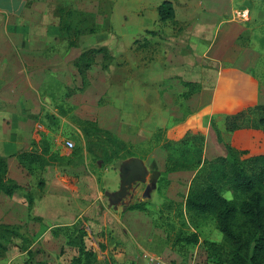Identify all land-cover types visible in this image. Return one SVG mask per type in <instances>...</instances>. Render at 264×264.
<instances>
[{"label": "rangeland", "instance_id": "rangeland-1", "mask_svg": "<svg viewBox=\"0 0 264 264\" xmlns=\"http://www.w3.org/2000/svg\"><path fill=\"white\" fill-rule=\"evenodd\" d=\"M61 1L72 13L92 12L95 32L79 30V22L69 32L63 31L65 25L60 31L55 10L49 12L41 4L35 8L36 4L27 1L29 19L25 24L21 19L19 28L27 29L24 40L31 41L30 51L7 53L0 45V76L6 77L3 70L13 74L23 69L37 89L30 93L34 105L30 112L17 119L0 118V134L12 132L13 120H17V150L29 148L42 129L51 148L68 156L61 165L27 173L26 192H17L20 199L0 203V264H71L78 253L66 244L61 230L52 234L57 226L51 225L55 215L46 212L43 219L35 201L28 204L27 194L34 199L42 195L39 181L55 174L73 185L80 172L87 177L76 191L81 196L85 192L89 199L82 200L86 208L77 221L84 226L85 247L94 252L95 264H147L143 253L165 264H216L203 245L204 240L222 239L214 219L194 217L184 207L195 171L164 172L161 144L190 130L204 135L206 160L226 155V145L249 155L264 151L261 130L225 131L222 112L207 115L208 125L204 117L189 116L208 100L209 93L192 90L183 79L213 82L218 68L215 60L239 64L248 51L252 64L247 72L264 86V0H171L175 18L167 21L157 14L162 0ZM11 13L0 10L1 31L16 25ZM77 20L66 17L64 24ZM205 24H212L213 29L207 32ZM46 32L55 35L47 47ZM99 47L105 50L94 54L89 67L79 73L76 57ZM7 64L10 68H5ZM19 82L7 83L0 91V111L19 112L15 105L25 100L26 91L20 94ZM193 83L200 87L199 82ZM256 104L264 103L250 105ZM83 120L131 143L136 156L106 165L91 158L80 129ZM66 140L72 141V147ZM77 147L78 153L69 156ZM2 152L0 140V155ZM134 159L141 161V171L123 168L124 160ZM223 195L231 197L229 192ZM135 202H144L145 210H128ZM192 234L198 238L195 244L184 240Z\"/></svg>", "mask_w": 264, "mask_h": 264}, {"label": "trees", "instance_id": "trees-1", "mask_svg": "<svg viewBox=\"0 0 264 264\" xmlns=\"http://www.w3.org/2000/svg\"><path fill=\"white\" fill-rule=\"evenodd\" d=\"M70 10L63 7L57 9L60 31L65 25L63 31L69 32L79 22V30L95 32L96 24L91 19L92 12L72 13ZM157 14L161 21L173 20L175 10L172 1L162 0L157 6ZM66 17L78 20L64 24ZM104 50L99 47L82 51L74 61L79 73H82L83 68L89 67L94 54ZM185 84L192 90L200 88L197 83L190 81H185ZM223 128L229 132L241 129L264 132V104L247 105L235 113L226 114L223 117ZM80 129L87 153L91 158L100 159L105 165L118 159L136 156L131 143L122 140L110 130L97 126L91 120L81 121ZM38 135V139L31 140L28 149L13 154L19 165L29 174L42 172L48 165H61L68 157L65 153L51 148L45 131L41 129ZM216 135L220 139L218 130ZM161 148L165 152L164 172L195 171L184 207L194 217L211 216L214 219L222 239L220 242L204 240L203 245L215 263L264 264V151L249 155L246 150L226 145V155L206 160L204 135L190 130L179 139H164ZM77 153L78 147L69 156ZM7 171L6 158L0 156V194L12 196L18 190L24 191V187L10 178ZM39 185H44L43 179L39 181ZM224 192H229L231 197L226 198ZM27 196L28 204H31L32 197L28 194ZM133 209L145 210L144 202H135L128 206V210ZM54 228L52 234L56 236L63 232L66 244L74 247L78 253L71 264H95L94 252L85 247L86 233L81 223L76 221L71 225H58ZM184 238L189 243L198 242L195 234ZM35 264L46 263L38 261Z\"/></svg>", "mask_w": 264, "mask_h": 264}, {"label": "crops", "instance_id": "crops-1", "mask_svg": "<svg viewBox=\"0 0 264 264\" xmlns=\"http://www.w3.org/2000/svg\"><path fill=\"white\" fill-rule=\"evenodd\" d=\"M27 1L36 4L35 8H37L38 4L39 6L41 4L43 9H46L49 12L50 11L53 12L55 10L57 14H58L57 11L58 8L60 7L65 8L64 7L65 4H63L61 0H0V10H7L12 12L11 14H13L12 16L13 20L16 21V25L14 27H10V28L4 27V29L2 28V31L0 30V45L2 47V52L9 53V51L15 52L17 50L24 53L30 51L31 49V45H30L31 41L27 40L26 43L24 40L27 35L26 33L27 29L25 27L22 28V26L19 28V22L21 21V19L24 20V24L27 21V19H29L27 14L30 13L25 8V4ZM219 11H222L221 7H219ZM218 13L219 12H217V14ZM57 19L59 25V20H60L59 14L57 15ZM226 22L228 23V21L225 22L221 21L219 23L223 24ZM228 24L233 26L232 23H228ZM205 28H207V32H210V30L213 29V25L205 24ZM207 32L205 33V35L207 34ZM16 36L19 37L18 40ZM46 38L47 40L45 46L47 47L49 46L50 41L53 38H55V35L46 32ZM207 47L208 46H206V48ZM247 55H248V51L245 52V58L243 60H240L239 64H223L221 60L213 59L212 61L215 60V62L218 63L216 64L218 68L215 71L213 82L207 83L206 82L207 80H205V78L191 79V78L183 77L185 81L199 82L200 83V88L198 90L199 92L209 93L208 100L202 103L197 110L195 109L194 111L190 112L189 116L195 113L194 115H196V117H202V118L204 117V119L207 120L206 119L207 115H212L215 113L217 114L220 112H222L224 115L231 114L239 111L240 109H242L247 105L256 103L257 101L259 102L261 101L262 103H264V86H259V81L257 80V78H255L254 76L250 75L247 72L250 64H252L249 63L250 60L247 58ZM6 56L9 57L8 55ZM3 64H5L4 60H3ZM7 67L10 68L9 64H7L5 68ZM19 69L14 71L13 74H11V72L7 73L6 71L3 70V74H6V77L0 76V91L5 89L4 85H9L15 81L20 80L19 91L21 94L24 90H26L24 91L25 94H23L25 100L21 101L20 103L18 102L15 105L16 109H19V112L13 113L10 111H3V112L0 111V118L9 116L11 117V119H15L18 116L26 115L34 107L32 103L33 97L30 95V93H33L32 90H34V92L37 93V89L36 87H34L35 81H32V78L28 74H25V71L23 69L20 70ZM2 78L7 80H3ZM194 79L197 80L193 81ZM1 99L10 100L9 96H2ZM13 121H14L13 127L11 126L10 128L12 132L8 134H0V140L3 147V152L0 156L6 157L8 176L24 187L29 178L26 170L19 165L16 157L13 156V154L25 150V148L17 150V147L19 146V142L17 138L18 131L16 128L17 120H13ZM181 122H184V120H182ZM221 122H222L221 126L223 128V118ZM206 123H207L206 125H208V120L206 121ZM131 162L132 161L124 160V164L122 165L123 168L131 164ZM49 166L52 165H48L45 168H48ZM142 169L143 167L140 161L138 170L141 171ZM53 176L54 177L52 178L47 177L45 179L44 185L42 186L44 192L42 193V195L36 197L35 199L32 197V202L33 200L35 201L34 206L36 207V211L39 212V214L43 217V219L46 216L45 215L46 212L55 215L56 218L54 220V224L51 225L58 226V225L73 224L83 214L84 208H86V206H84L86 203L82 200H86V198L89 199V195L85 194V192L81 196V194L78 193V191H76L77 189L80 188V185L82 186V182H84L85 180L84 178H86L87 176H84L80 172L78 180L73 185L65 184L63 182V179L59 177V174H55ZM62 186L67 188V190L64 189L65 190L64 193L59 189V188L62 189L63 188ZM17 192H15L12 196H6L4 194H0V203L4 199L8 200L9 202L16 199H20ZM115 193L121 195L124 194L123 191H118V192L115 191ZM24 204H25L24 206L27 207L26 203Z\"/></svg>", "mask_w": 264, "mask_h": 264}, {"label": "built area", "instance_id": "built-area-1", "mask_svg": "<svg viewBox=\"0 0 264 264\" xmlns=\"http://www.w3.org/2000/svg\"><path fill=\"white\" fill-rule=\"evenodd\" d=\"M66 144L69 147H72V145H73L72 141H70V140H66ZM142 258L145 259L147 264H165L163 261H161L159 259H155L154 257L150 256L148 253H143Z\"/></svg>", "mask_w": 264, "mask_h": 264}, {"label": "water", "instance_id": "water-1", "mask_svg": "<svg viewBox=\"0 0 264 264\" xmlns=\"http://www.w3.org/2000/svg\"><path fill=\"white\" fill-rule=\"evenodd\" d=\"M126 168L125 169H129L131 171H138L137 169H139V161H136L135 159L131 162V164L125 166ZM132 176V175H131ZM131 178V177H130ZM128 177V179H130Z\"/></svg>", "mask_w": 264, "mask_h": 264}]
</instances>
